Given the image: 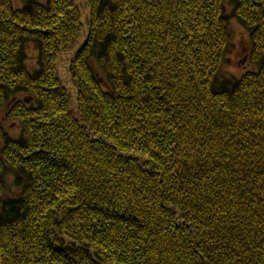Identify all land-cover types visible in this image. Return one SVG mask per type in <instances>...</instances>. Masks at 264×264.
I'll return each mask as SVG.
<instances>
[{
    "label": "trees",
    "instance_id": "obj_1",
    "mask_svg": "<svg viewBox=\"0 0 264 264\" xmlns=\"http://www.w3.org/2000/svg\"><path fill=\"white\" fill-rule=\"evenodd\" d=\"M22 3L0 0V264H264V0Z\"/></svg>",
    "mask_w": 264,
    "mask_h": 264
},
{
    "label": "rangeland",
    "instance_id": "obj_2",
    "mask_svg": "<svg viewBox=\"0 0 264 264\" xmlns=\"http://www.w3.org/2000/svg\"><path fill=\"white\" fill-rule=\"evenodd\" d=\"M15 7H21L23 5L22 0H14ZM80 7L84 13L87 12L88 8L84 1H80ZM229 43L231 46L226 52L227 58L224 63L223 73L227 76L240 77L248 71H256V66L250 63V33L242 28L237 22L232 21V25L229 29ZM34 53H30V56ZM68 58H65L60 63V73L63 79V83L71 87L70 80L66 68L68 67ZM22 98V96H20ZM3 129L9 131L12 136H17L19 133L14 123H9L3 119V110L0 111V139H2ZM4 130V131H5ZM2 147V141L0 140V148ZM12 183V177L8 178V183Z\"/></svg>",
    "mask_w": 264,
    "mask_h": 264
}]
</instances>
